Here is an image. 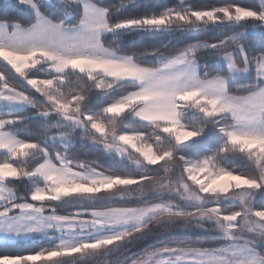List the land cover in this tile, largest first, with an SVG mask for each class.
I'll list each match as a JSON object with an SVG mask.
<instances>
[{
	"label": "snow or ice",
	"instance_id": "snow-or-ice-1",
	"mask_svg": "<svg viewBox=\"0 0 264 264\" xmlns=\"http://www.w3.org/2000/svg\"><path fill=\"white\" fill-rule=\"evenodd\" d=\"M19 4L32 22L0 23V239L48 246L0 255V264H264V206H256L264 196V48L256 54L243 43L264 38V0L201 8L181 0L139 14L135 0ZM209 25L232 35L122 50L133 34ZM201 50L212 53L215 74L201 66ZM93 93L117 95L94 109ZM30 109L43 118L35 140L22 138ZM209 128L219 143L193 158L189 149ZM77 133L112 163L72 155ZM25 180L28 197L12 183ZM62 206L77 211L62 214ZM179 224L183 231L172 232ZM192 228L219 243L194 241ZM153 235L154 246L129 255Z\"/></svg>",
	"mask_w": 264,
	"mask_h": 264
},
{
	"label": "trees",
	"instance_id": "trees-1",
	"mask_svg": "<svg viewBox=\"0 0 264 264\" xmlns=\"http://www.w3.org/2000/svg\"><path fill=\"white\" fill-rule=\"evenodd\" d=\"M46 2V1H45ZM102 3L107 5H118L120 0H101ZM181 0H135L137 5V9L139 11L133 10V14H139L143 11L150 10H162L164 7H176ZM185 4L191 5L194 8L208 7V6H220L228 3L238 4L241 6L251 7L253 5H258L259 0H184ZM47 3V2H46ZM131 7V6H130ZM59 11V9H58ZM75 16L76 14L73 13ZM33 20V15L25 5L19 4V0H0V21L7 22L9 24L19 23L22 26H28ZM251 23V22H249ZM243 31V29H239ZM232 35V28L230 26H212L209 25L208 28H202L194 32H171V33H163V34H146V33H137L132 36L122 38V50L124 54H132L135 52H139L141 49H150L154 46L162 45V44H171L173 47L183 46L187 43L192 42L195 38L199 37L201 39L210 38L213 41H217L219 39H223L227 36ZM113 37L111 34H108L105 37V42H111ZM243 43L249 48L250 51H254L256 54H259L260 50L264 48V38H261L259 35H249ZM152 58H148V62H151ZM198 60L201 66L205 64L208 66L210 72L215 74L216 65L213 64V56L209 50H201L198 55ZM35 71V70H33ZM42 75V74H40ZM242 91L243 89L234 88L233 91ZM30 93L36 96L38 99H43L39 97V94L35 92L34 89H29ZM117 94H113L112 96H104L99 95L98 93H93L90 98V103L92 107L99 108L106 106L108 102L115 98ZM25 115L29 116L30 119L26 122L25 131L22 133V138L35 140L38 138V133L36 129L40 127L42 124L43 118L36 114V110H29V112L25 113ZM146 131H151L150 128L145 129ZM76 148L72 155L83 156L86 154H91L93 159L99 160L101 164L107 167L108 164L112 163L110 159H108L107 154L102 150H97L94 145L91 144L90 140L81 141L79 133H77L76 137ZM219 143V137L210 130H208L207 135L200 140L199 143L193 144L189 149V155L195 158V156L202 154L205 148L209 145L213 147ZM118 159V158H117ZM245 161L237 160V162L233 165V167L238 168L239 170H244ZM159 167V166H156ZM14 186L20 187L24 185L26 187V192L24 197H28L30 185L28 181H13ZM117 203H123L117 201ZM132 206H135V202L129 201L127 202ZM256 206L261 207L264 206V196H257ZM62 214L67 213L69 211H77V209L72 208L70 206H62L58 208ZM211 228V226H207ZM172 232H180L183 231V225H174L171 228ZM190 234L195 241L197 237L207 238V242L210 244L219 243L213 239L215 233L212 231H203L198 228L190 229ZM156 243V236H150L147 239L141 240L130 246L129 255L132 256H140L145 253L149 248L154 246ZM47 247V243L45 241H41L40 243H35L32 241L21 240L13 243H0V255H15V254H27L34 250H38L39 247Z\"/></svg>",
	"mask_w": 264,
	"mask_h": 264
},
{
	"label": "rangeland",
	"instance_id": "rangeland-1",
	"mask_svg": "<svg viewBox=\"0 0 264 264\" xmlns=\"http://www.w3.org/2000/svg\"><path fill=\"white\" fill-rule=\"evenodd\" d=\"M46 2H48V0H45ZM53 3L56 2V0H52ZM16 191L18 193V195L24 197L25 196V192H26V187L24 185H21L20 187L15 186ZM29 196V193H28ZM17 241H21V240H2L0 239V243H13V242H17ZM28 241V240H26Z\"/></svg>",
	"mask_w": 264,
	"mask_h": 264
},
{
	"label": "crops",
	"instance_id": "crops-1",
	"mask_svg": "<svg viewBox=\"0 0 264 264\" xmlns=\"http://www.w3.org/2000/svg\"><path fill=\"white\" fill-rule=\"evenodd\" d=\"M0 23H3V22L0 21Z\"/></svg>",
	"mask_w": 264,
	"mask_h": 264
}]
</instances>
